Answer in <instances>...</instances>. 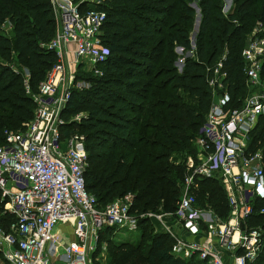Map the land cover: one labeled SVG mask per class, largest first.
I'll use <instances>...</instances> for the list:
<instances>
[{
  "label": "trees",
  "instance_id": "obj_1",
  "mask_svg": "<svg viewBox=\"0 0 264 264\" xmlns=\"http://www.w3.org/2000/svg\"><path fill=\"white\" fill-rule=\"evenodd\" d=\"M107 1L113 4V17L109 22L107 16L102 28L108 50L99 66L103 74L93 76L89 90L71 94L64 118L86 114L80 123H69L63 136L85 138V186L98 209L132 194V214L172 213L182 195L185 161L195 155L194 140L211 103L207 69L225 51L224 84L233 104L245 94L241 53L255 13L264 23V0H235L227 18L220 12V0H200L197 60L186 59L182 74L172 66L174 48L190 49L194 14L188 4L193 0ZM56 31L49 0H0V143L6 130L18 132L33 119L34 104L25 93L22 70H28L31 92H36L55 62L45 46ZM158 79L162 80L156 83ZM262 145L264 117L249 136L250 150ZM194 194L199 206L227 216L218 180L197 179ZM262 208L264 200H258L250 226L259 223L264 228ZM2 213L0 202V226L7 229L12 218ZM115 230L101 232L100 243L106 244L110 263L207 264L173 255L172 239L155 233L150 220H139V239L133 242L113 243ZM249 264H264V247Z\"/></svg>",
  "mask_w": 264,
  "mask_h": 264
},
{
  "label": "built area",
  "instance_id": "obj_2",
  "mask_svg": "<svg viewBox=\"0 0 264 264\" xmlns=\"http://www.w3.org/2000/svg\"><path fill=\"white\" fill-rule=\"evenodd\" d=\"M106 2L49 0L57 31L45 47L55 62L35 95L28 70H22L25 93L34 104L33 119L18 132L6 130L0 143L2 215L12 218L7 229L0 226V264H93L97 253L106 252L100 243L104 228L138 232L141 219L150 220L155 233L169 235L176 257L207 264L253 262L264 247V228L249 225L256 202L264 200V145L255 151L249 146L251 132L264 117V26L257 25L245 39V94L235 104L224 84L227 53L207 69L211 103L194 140L195 155L185 161L187 173L175 211L132 214V194L102 210L85 186L84 136L70 135L63 145L62 138L69 123H80L85 116L64 118L71 94L90 88L88 82H77L75 72L84 69L85 62L95 77L103 74L99 66L108 50L100 35L107 20ZM210 178L219 181L225 194L224 218H212V210L197 206V179ZM259 213L264 214V208ZM59 226L69 235H56Z\"/></svg>",
  "mask_w": 264,
  "mask_h": 264
},
{
  "label": "rangeland",
  "instance_id": "obj_3",
  "mask_svg": "<svg viewBox=\"0 0 264 264\" xmlns=\"http://www.w3.org/2000/svg\"><path fill=\"white\" fill-rule=\"evenodd\" d=\"M75 1L79 2V1H82V0H75ZM235 6H236L235 5V0H220V7H221L220 12H221L222 16L224 18H227L228 15L231 13V11L234 9ZM111 7H113V4L108 2V1L104 4V8L103 9L107 13L108 21L113 17V16L110 15V8ZM117 7L121 8L120 5H118ZM188 7L190 8V10L194 14V17H193V20H192V23H191L190 33H189L190 49L188 51H186V50H183V48L180 47V46H176L174 48V54L176 56V59L173 62L172 66L175 69L177 74H182L183 70L185 69V60L186 59L197 60L195 52H196V48H197L198 34H199L200 24H201V20H202V12H201V8H200V0H193L192 2H190L188 4ZM90 9H91V7H90ZM258 16H259L258 13H255V16H254V18L252 20V23H251V28L249 29L250 31H249L248 34H246V37L251 35L254 32V30L256 29L257 25L262 24L264 26V23L259 21V19H258L259 17ZM6 31H7V29H6ZM101 34H102V31H101ZM103 35H104V33L102 35H100V37L102 38ZM262 35H264V34H262ZM246 37H245V39H246ZM101 40H102L101 42H102L103 46L106 48L105 44L103 43V39H101ZM227 47H226V49H227ZM224 53H225V51H224ZM82 66H83L84 69H82L81 71H79L80 69H78L75 72V76H76L75 79L77 80V82H79V81L88 82L90 84V88H91L92 79H93V76H94L93 75L92 65L84 62L82 64ZM159 67H163V65L159 64L158 68ZM91 68H92V71H90ZM50 70L48 71V73L50 72ZM161 80L162 79H158L155 82L159 83ZM261 81L264 82L263 78L261 79ZM89 89H87V90H89ZM37 90H36V92H34L32 94L35 95L37 93ZM87 90H84V91H87ZM79 114H86V113L85 112H80V113H77V114H74V115H70V116H66V117H67L68 120H72L73 118H75ZM73 124H74L73 126H76L75 123H73ZM66 138L67 137L63 136L62 145L65 144V142H66L65 139ZM152 152H154V151H152ZM197 206L201 207V206L198 205V203H197ZM208 214H211L212 218L218 216V215H216L215 212H213V214L212 213H208ZM164 222H167V218H164ZM154 225L158 229L161 228L160 223L158 221H154ZM258 226H259V223L253 224V227H258ZM174 231H176V228L174 229ZM55 232H57L56 235H58V236H61V234L63 232H65V234L69 235V233L66 232V228L63 227V226H59L58 229ZM139 234L140 233L137 232V231L128 232V231H124V230H115V233L113 234V243L133 242V241L139 239ZM103 244L105 245V249H106V244L105 243H103ZM108 258L109 257H108L107 249H106L105 253L100 252V253L96 254V260H93V264H117L115 261L110 263L108 261ZM226 264H228V263H226Z\"/></svg>",
  "mask_w": 264,
  "mask_h": 264
},
{
  "label": "crops",
  "instance_id": "obj_4",
  "mask_svg": "<svg viewBox=\"0 0 264 264\" xmlns=\"http://www.w3.org/2000/svg\"><path fill=\"white\" fill-rule=\"evenodd\" d=\"M167 221H169L170 223H174V221L172 219H170V218H167Z\"/></svg>",
  "mask_w": 264,
  "mask_h": 264
}]
</instances>
